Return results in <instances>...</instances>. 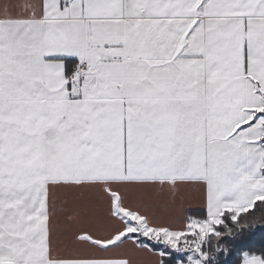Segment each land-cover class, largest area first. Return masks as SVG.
<instances>
[{"label":"snow or ice","instance_id":"6c2138e0","mask_svg":"<svg viewBox=\"0 0 264 264\" xmlns=\"http://www.w3.org/2000/svg\"><path fill=\"white\" fill-rule=\"evenodd\" d=\"M258 227L264 0H0V264H227Z\"/></svg>","mask_w":264,"mask_h":264},{"label":"trees","instance_id":"16d2710c","mask_svg":"<svg viewBox=\"0 0 264 264\" xmlns=\"http://www.w3.org/2000/svg\"><path fill=\"white\" fill-rule=\"evenodd\" d=\"M205 211L190 210L189 215L203 216ZM259 214V213H257ZM232 251L227 257L222 259L227 260V264H240L242 262V253L251 251L259 254L264 251V228H257L251 234H248L234 244L230 245Z\"/></svg>","mask_w":264,"mask_h":264},{"label":"crops","instance_id":"0c3cea01","mask_svg":"<svg viewBox=\"0 0 264 264\" xmlns=\"http://www.w3.org/2000/svg\"><path fill=\"white\" fill-rule=\"evenodd\" d=\"M190 210L205 211L202 203L198 198H191L184 206V212L189 215ZM242 264V262L240 263Z\"/></svg>","mask_w":264,"mask_h":264}]
</instances>
